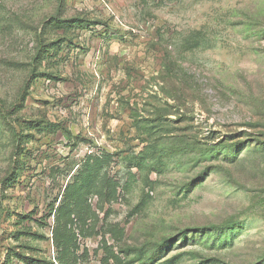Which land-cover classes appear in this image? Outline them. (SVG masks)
<instances>
[{
	"label": "rangeland",
	"instance_id": "1",
	"mask_svg": "<svg viewBox=\"0 0 264 264\" xmlns=\"http://www.w3.org/2000/svg\"><path fill=\"white\" fill-rule=\"evenodd\" d=\"M0 264H264V0H0Z\"/></svg>",
	"mask_w": 264,
	"mask_h": 264
}]
</instances>
